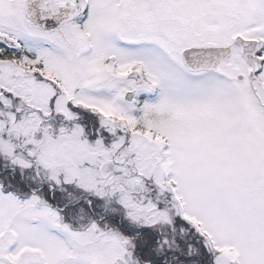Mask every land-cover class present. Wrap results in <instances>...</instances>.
I'll return each instance as SVG.
<instances>
[{"label":"snow or ice","instance_id":"obj_1","mask_svg":"<svg viewBox=\"0 0 264 264\" xmlns=\"http://www.w3.org/2000/svg\"><path fill=\"white\" fill-rule=\"evenodd\" d=\"M0 264H264V0H0Z\"/></svg>","mask_w":264,"mask_h":264}]
</instances>
